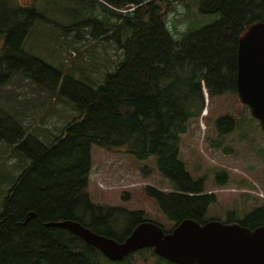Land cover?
<instances>
[{"label":"trees","instance_id":"1","mask_svg":"<svg viewBox=\"0 0 264 264\" xmlns=\"http://www.w3.org/2000/svg\"><path fill=\"white\" fill-rule=\"evenodd\" d=\"M104 1L116 16L113 35L121 36L125 28L129 36L124 42L116 38L123 61L92 88L28 54L24 46L40 18L37 10L17 0H0V89L21 73L55 90L60 85V93L82 112L49 145L12 116L0 121L5 129L11 123L16 132L12 143L27 158L0 213V264H174L152 249L114 262L71 232L47 226L73 220L123 242L149 222L144 212L92 202L88 183L93 145L111 153L125 148L139 160L158 158L172 189L148 186L146 196L174 223L173 229L187 219L205 224L216 202L205 179L194 178L181 160V137L189 121L202 116L206 93L209 99L238 94L239 41L253 24L264 22V0H200V12L218 14L219 19L180 42L166 28L167 0ZM110 32L106 29L100 38ZM225 126L226 132L233 131V120L221 118L218 129ZM0 135L5 137L1 129ZM227 223L251 230L264 227V205L242 221L231 215Z\"/></svg>","mask_w":264,"mask_h":264},{"label":"rangeland","instance_id":"2","mask_svg":"<svg viewBox=\"0 0 264 264\" xmlns=\"http://www.w3.org/2000/svg\"><path fill=\"white\" fill-rule=\"evenodd\" d=\"M20 6L36 9L39 19L31 28L24 50L44 64L74 77L92 88L101 85L107 74L115 72L124 59L116 38L126 41L129 34L113 35L115 13L104 0H17ZM182 4L185 12L179 23H186V33L170 32L175 41L212 25L218 14L200 12V0H167L170 13ZM136 7H132L133 12ZM30 9V10H31ZM113 9V8H112ZM123 13L127 12L122 10ZM168 14V16H169ZM167 16V18H168ZM168 19L166 20V24ZM173 23H177L175 17ZM106 29L108 38H100ZM104 37V36H103ZM2 42L0 41V56ZM46 76V75H42ZM202 116L191 119L181 137L180 158L194 178L205 179L208 193L216 202L206 214V220L227 223L230 216L242 221L247 214L264 205V131L250 109L236 93L223 96L205 94ZM0 121L12 116L21 125L30 127L32 136L51 144L72 120L82 116L70 99L39 84L21 73L0 89ZM230 118L234 130L218 129L221 118ZM0 135V213L8 192L22 174L27 158L12 143L16 138L11 123L1 128ZM31 144V143H29ZM92 169L88 193L94 204L119 207L127 211L144 212V219L161 225L170 233L174 223L148 200L146 187L172 189V183L161 171L156 156L139 160L122 149L111 153L93 145Z\"/></svg>","mask_w":264,"mask_h":264},{"label":"water","instance_id":"3","mask_svg":"<svg viewBox=\"0 0 264 264\" xmlns=\"http://www.w3.org/2000/svg\"><path fill=\"white\" fill-rule=\"evenodd\" d=\"M237 91L264 131V22L253 24L240 38ZM47 226L71 232L114 262L152 249L155 255L174 264H264V227L251 230L219 221L201 225L187 219L166 234L162 226L143 222L118 242L73 220Z\"/></svg>","mask_w":264,"mask_h":264},{"label":"clouds","instance_id":"4","mask_svg":"<svg viewBox=\"0 0 264 264\" xmlns=\"http://www.w3.org/2000/svg\"><path fill=\"white\" fill-rule=\"evenodd\" d=\"M176 9L177 12L180 14L179 16H177L176 13H170L168 16V23L166 24V28L169 32H174V27H175V32L178 33H186L187 29H188V25L186 23H179L178 21L180 20V17L183 15V13L185 12V9L183 7L182 4H177L176 5ZM175 17V20L177 21V23H173V18ZM174 38L179 39L180 36L179 35H175L174 33Z\"/></svg>","mask_w":264,"mask_h":264}]
</instances>
